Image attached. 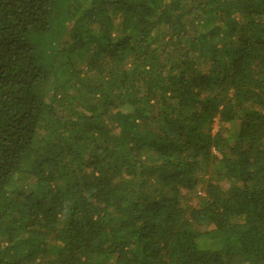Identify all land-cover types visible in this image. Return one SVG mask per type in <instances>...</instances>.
Masks as SVG:
<instances>
[{
    "label": "trees",
    "instance_id": "trees-1",
    "mask_svg": "<svg viewBox=\"0 0 264 264\" xmlns=\"http://www.w3.org/2000/svg\"><path fill=\"white\" fill-rule=\"evenodd\" d=\"M0 264H264V0H0Z\"/></svg>",
    "mask_w": 264,
    "mask_h": 264
},
{
    "label": "rangeland",
    "instance_id": "rangeland-1",
    "mask_svg": "<svg viewBox=\"0 0 264 264\" xmlns=\"http://www.w3.org/2000/svg\"><path fill=\"white\" fill-rule=\"evenodd\" d=\"M217 122H218V119H216V122L213 124V130H215L217 128Z\"/></svg>",
    "mask_w": 264,
    "mask_h": 264
}]
</instances>
